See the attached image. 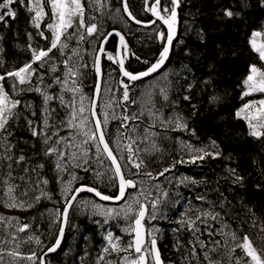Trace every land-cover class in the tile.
Instances as JSON below:
<instances>
[{
	"label": "snow or ice",
	"instance_id": "snow-or-ice-1",
	"mask_svg": "<svg viewBox=\"0 0 264 264\" xmlns=\"http://www.w3.org/2000/svg\"><path fill=\"white\" fill-rule=\"evenodd\" d=\"M120 2L121 7L115 10L117 14H126L129 20L138 25L144 23L129 10L128 0ZM182 3L183 0H144L145 10L155 17L149 24L156 26L155 32L161 49L154 62L144 61L148 64L145 70L134 72L125 65L129 49L124 35L115 29L111 32L105 31L102 22L97 21L96 16L90 13V10L107 8L109 5L105 0H0V23L7 25L6 18L15 20L17 8L22 7L30 14V24L36 29V36L47 42L46 46H34L33 33L26 32L27 41L21 50L29 52L30 59L18 66L9 67H5L4 48L0 45V69H4L3 74H0V185L3 186L0 204L9 209L27 210L41 199L52 200L51 193L46 190L49 180L40 177L44 163L31 164L32 156L26 155L23 148H17L18 141L13 125L21 118V108L30 109L31 117L36 118L24 117L27 130L33 141L41 145L43 157L53 165L56 183L60 185V195L63 198L62 208L49 210L50 225L59 223L54 242L50 245H45L35 231H29L30 224H21L16 217L0 216V223L15 229L14 232L5 230L6 235L0 236V264H46L45 257L56 252L61 246L65 228L70 221V213L77 210L86 211L91 217H101L102 220L93 221L101 227L110 221L124 222L121 231L128 239L124 240L112 231H107L104 235L106 244L96 256L95 264H165L158 247L160 230L155 226L149 228L147 225L162 215L160 205L167 200L169 193L161 189L159 183L149 184V181H158L177 164H195L207 158L218 159L223 156L217 142L211 140L208 145L201 147L181 141L180 151L187 159L184 155L174 158L169 166L155 170V174L150 168L153 161L147 158L160 151L155 140L159 133L152 131L157 126L165 131H184L195 136V129L189 128L188 124L191 117H185L176 111V101L170 100L169 74L161 72L169 61L174 41H177L180 24L178 9ZM245 6L246 0H240L239 11L224 8L223 16L230 20L242 18ZM113 35L119 37L122 49H118L115 55L107 52L105 48ZM197 36L203 44V29L197 32ZM2 39L3 37H0V40ZM72 41H75V47H70ZM85 42L92 45L98 42V47H93L89 53L92 56L91 68L97 77L90 96L85 94L82 88L86 75L84 69L89 67L83 62V50L80 47ZM177 42L183 43L182 40ZM248 43L251 50L257 54V61L248 65L247 75L242 80L240 98L245 101V97H252L254 94H260L262 98L243 102L235 112V117L246 122L249 136L261 140L264 139V24L260 25V30L251 31ZM223 51V48L218 46L214 58H222ZM56 53H59V58ZM190 54L191 50H186V55ZM105 56L108 61L117 65V69L113 71L117 72L120 79L117 81L119 87L115 91L109 82L116 79L111 72L107 73L109 80H105L102 67ZM137 59L139 60V57ZM58 63L63 65L62 75H55L48 84H44L45 74L41 69L56 73ZM209 67L211 69L212 65ZM153 74H159V78ZM147 77H153L154 82L149 84L148 90L141 93L139 98L134 99L130 90L135 88L136 82ZM202 83L207 85L210 80H203ZM53 84L60 85L58 96L48 92ZM191 87L189 84L188 89ZM24 92H36L42 97L39 113L32 104L23 103L21 99L16 98ZM116 92L120 95L117 96ZM64 93H71L68 100H65ZM156 96L162 98L165 104L157 107L154 98ZM54 99H58L60 106L66 110V118L58 123H51L56 109L50 107V102ZM182 99L190 101L191 97L184 95ZM218 99V96L212 95L209 102L216 103ZM133 105H136L138 110H130ZM164 106L172 109V115L164 116ZM191 107V116H195L197 106L192 104ZM115 108L121 110L119 114ZM145 118L149 123L141 130ZM111 120L119 121L114 137L108 132ZM64 129L68 130V134L61 136L60 132ZM35 142L31 144L33 149L36 147ZM252 163L257 165V174L261 181H264V168L259 167L255 158ZM21 164L25 165L19 169L24 175L14 176L13 173ZM77 169L91 172L97 183H81ZM226 171L232 184L244 186L245 178L236 168L227 167ZM30 173L37 179L32 180ZM16 179L25 182L20 196L38 194L32 195L28 200L20 199L16 194L20 185L13 183ZM98 183H105L113 189L112 193L105 194L97 186ZM196 183L193 179L183 177L177 187L179 184L187 186ZM256 187L259 189L261 185L257 184ZM85 192L92 193L99 201L112 202L116 206L84 199L81 194ZM220 195L221 199L215 204L207 202L206 196L197 195L196 199L209 203V207L190 206L177 221L192 237L188 241L190 248L179 241L174 246L177 251L184 249L183 264H191L192 260H195L196 264H264V221H260L255 239L249 233L241 234L232 230L222 213L216 210L217 207L225 210L227 197H224L223 193ZM244 207L247 213L251 214V226L255 228V212L247 205ZM228 211L225 210L224 214H228ZM209 221L218 223L220 227L213 230ZM201 224L205 226L209 237L219 235L222 239L208 242L200 239ZM20 233H25V236H20ZM32 244L37 247H29L26 253L21 251L23 245ZM197 248L200 249L199 253ZM237 249L241 255H236ZM113 254L115 259L110 258Z\"/></svg>",
	"mask_w": 264,
	"mask_h": 264
},
{
	"label": "trees",
	"instance_id": "trees-1",
	"mask_svg": "<svg viewBox=\"0 0 264 264\" xmlns=\"http://www.w3.org/2000/svg\"><path fill=\"white\" fill-rule=\"evenodd\" d=\"M128 2L129 10L144 23L138 25L134 22L129 26L110 24L107 27L124 35L129 49L125 65L130 71L138 72L148 67L144 61L152 63L157 59L161 44L156 36V26L149 24V21L154 19L151 13L145 10L144 0H128ZM239 5L240 0H183L179 9L178 41L182 40L183 43L177 42L174 46L164 72L169 74L171 81L170 100L176 101V111L185 117H191L188 124L189 128L195 129V136L189 132L168 130L170 133L156 142L161 152L149 158L153 161L150 168L155 174V170L169 166L174 158L183 155L180 151L181 141L201 147L208 145L211 140H215L223 156L218 159L207 158L195 164H177L171 172L163 178H159V184L162 185L163 190L168 191L169 195L160 207L162 215L147 226L149 228L155 226L160 230L159 248L163 260L168 264H183L184 249L177 251L174 247L178 241L186 247H191L188 244L192 238L191 233L177 223L181 219V214L190 206L209 207V203L197 200V195H204L207 202L215 204L221 199L220 194L223 193L224 197H227L225 210H229L228 214L225 215V210L219 207L216 210L222 213L224 220L231 225L232 230L241 234L249 233L253 239L259 230L260 221H264V181H261L257 174V165L252 163L255 158L258 160L259 167L264 168V139L257 140L249 136L246 122L235 117V112L243 102L255 99L254 97H245V101H242L240 97L242 80L247 75L248 65L257 61V54L251 50L248 40L251 31L260 30V25L264 24V6H262V0H246L242 18L230 20L223 16L224 8L239 11ZM116 7H121L120 0H112L111 11ZM109 15L107 14L108 17ZM6 19L7 25L0 23V37H3L0 40V45L4 48L5 67L18 66L30 59V53L21 50L27 41L26 32H30L26 11L24 8L18 7L16 19ZM200 29H203L204 33L205 42L203 44L200 43L197 36ZM33 37L35 46L36 37L34 34ZM17 45L21 47H17ZM218 46L224 50L222 58H214ZM116 50L117 42L113 39L107 46V52L115 55ZM186 50H191V54L186 55ZM210 65H212L211 69ZM114 69H117V65L108 61L105 56L103 60L105 80H109L107 76L109 72L116 78L110 81L113 90L119 87L117 81L120 79L117 72L113 71ZM41 71L45 74L44 84H48L53 74L47 69H41ZM210 71L211 75L209 76ZM3 72L4 69H0V74ZM203 80H210V83L205 85L202 83ZM95 83L94 73L90 70L85 81V90L89 95L92 94ZM189 84L192 85L190 90L188 89ZM136 86L138 87V85ZM48 90H51L54 96L56 95V85H52ZM139 91L140 89L136 91L134 88L130 90V95L137 99ZM116 95L119 96L120 93L116 92ZM184 95H189L191 100H183L182 96ZM212 95L219 97L216 103L209 102ZM16 98L21 99L23 103L32 104L39 113L42 97L36 92H24ZM192 104L197 106L195 116H191ZM132 107L138 110L136 105ZM52 108L56 111L53 113L51 123H58L61 119L66 118V110L60 107L59 103L56 106L52 105ZM20 112V120L13 125L15 138L18 141L17 148H23L26 155L32 156L31 164L44 163L45 167L41 171L40 177L49 180L46 190L51 193L52 200L41 199L34 207L13 214L19 221L30 224L31 231H35L45 245H50L54 242V234L58 227L50 225L49 208L52 203H57L63 198L59 191L60 185L56 183L53 165L43 157L40 151L41 145L33 141L27 130L24 117L36 118L31 117L30 109L21 108ZM110 122L113 135L115 121L111 120ZM67 134V129L60 132L61 136ZM24 141L29 143L25 144ZM34 142L36 143L35 149L31 147ZM227 157H231V159H226ZM24 166L21 164L13 175H24L19 170ZM227 167L236 168L239 174L244 176L243 187L232 184L229 173L226 171ZM76 172L81 177V183H97L91 172L86 173L80 169H77ZM30 175L32 180L37 179L34 174L30 173ZM183 177L193 179L197 183L187 186L179 184L177 187ZM65 179H67V174H65ZM13 183L20 185L16 190L17 196H20L25 182L16 179ZM257 184L261 185L259 189L256 187ZM97 186L105 194H111L113 191L105 183H98ZM2 193L3 186L0 185V196ZM37 194L29 193V196H20V199L28 200L32 195ZM87 198L94 200L90 197ZM244 205L251 207L256 214L257 226L255 228L251 226L252 217L247 213ZM8 209L0 204V211L10 214L11 211ZM94 220H102V218L91 217L90 213L86 211L71 212L63 246L56 255L45 259L46 264H95L96 256L106 244L104 235L107 231H112L114 235L121 236L124 240L128 239L121 231L123 221L119 223L110 221L101 227L94 223ZM243 221H248V223H243ZM209 223L213 230L220 227L216 222L209 221ZM199 226L201 228L200 239L206 242L222 239L219 235L209 237L205 226L202 224ZM32 246L37 247L35 244ZM197 252H200L199 248H197ZM236 255H241L239 249L236 250ZM110 258L115 259V254ZM191 264H196V261L192 260Z\"/></svg>",
	"mask_w": 264,
	"mask_h": 264
},
{
	"label": "flooded vegetation",
	"instance_id": "flooded-vegetation-1",
	"mask_svg": "<svg viewBox=\"0 0 264 264\" xmlns=\"http://www.w3.org/2000/svg\"><path fill=\"white\" fill-rule=\"evenodd\" d=\"M105 2L108 3V5H109L107 8H104V9L99 10V11H91L90 10L91 15L96 16L97 21L102 22L103 29L105 31H108V32L113 31V30H111L112 28H108L107 27L110 24H114V25L122 24V25H127V26H129L130 24H134V21L129 20L126 14H124L122 12L120 14H117L116 13L115 10L117 8H120V7H116V8H114L111 11L112 0H105ZM112 13H113V17H114L115 20L108 19L107 14H111L112 15ZM121 16H123V19H121ZM26 18H27V22H28V27L30 28V32H32L34 34V36L36 37V44H39L41 46H46V43L47 42L44 41L43 39H41L39 36H36V29H34L33 27H31V24H30V14L27 13V12H26ZM43 27H44V24L41 25V28H43ZM45 34L46 35H50V33H48V32H45ZM89 39H92V38H89ZM82 45L85 48V47L89 46L90 44L87 43V42H85ZM75 46H76L75 41H72L70 43V47H75ZM95 47H98V42L95 45ZM56 56L59 58V53H56ZM62 67H63V65L58 63V71L56 73H52L53 76H55V75H62V72H63V68ZM143 84H145V83H143ZM53 85L58 86L57 84H53ZM141 86H142V84L141 85H138V87L136 86L135 87L136 91H138L141 88ZM137 88H138V90H137ZM51 95H53V94H51ZM58 103H59L58 99H54L52 102H50V107L52 108V105H55L56 106V104L58 105ZM133 109L134 108L132 107L130 110H133ZM164 111L166 113L172 114V111H170V109H168V108H165ZM152 131H156L157 133H159V135L156 137L157 141L160 138H162L163 136L165 137V135H168L170 133L169 131H165V130L161 129L160 127L159 128H155V129H152ZM177 132H180V131H177ZM159 152H161V151H159ZM185 159H187V156H185ZM59 191H60V188H59ZM84 199L91 200V199H89L87 197L84 198ZM62 205H63V199H60L58 203H52L51 204V207L49 208V210H53V209H56V208H62ZM53 225H56L57 227H59V223H56V224H53ZM158 247H159V242H158ZM161 257H162V254H161ZM162 259H163V257H162ZM165 264H168V263L165 262Z\"/></svg>",
	"mask_w": 264,
	"mask_h": 264
},
{
	"label": "rangeland",
	"instance_id": "rangeland-1",
	"mask_svg": "<svg viewBox=\"0 0 264 264\" xmlns=\"http://www.w3.org/2000/svg\"><path fill=\"white\" fill-rule=\"evenodd\" d=\"M108 19H110V20H115L114 17H113V15H111V14L109 15ZM80 47H81V49L83 50V52H82L83 57H84L83 62H84V63H87V64L89 65V67H88L87 69H84L86 75H88V73L90 72V70H91V71L93 70V69L91 68L92 56H91L89 53L92 52V49H93V47H95V45L90 44L89 46H87V47H85V48H84L83 45H81ZM62 68H63V67H62ZM86 75L84 76L83 81H82V88H83L84 93L87 94V95H89V93L85 90ZM157 78H159V76H158ZM109 82H110V81H109ZM153 82H154V81L151 80V81H149V82H147V83H145V84H142V86H141V88H140V91H139V93L137 94L138 96H136V97L139 98V96H140L141 93L146 92V91L148 90V86H149V84H150V83H153ZM114 91H115V90H114ZM49 94H51V91L49 92ZM59 94H60V85L58 86V94H57V95H59ZM64 96H65V100H68V99L70 98V96H71V93H64ZM89 96H90V95H89ZM252 97H254L255 99H260V98H262L260 94H254ZM252 97H250V98H252ZM154 98L156 99L157 107H160L161 104H165V102L162 100V98H160V97H158V96H156V97H154ZM58 101H59V100H58ZM59 104H60V103H59ZM60 107H61V106H60ZM165 108H167V106H164V107H163V113H164V116H165V117H168V116H170L171 114L166 113V112L164 111ZM168 109H171V108L168 107ZM133 110H135V108H134ZM115 111L117 112V114H119L121 110H120L119 108H115ZM101 118H102V117H101ZM112 121H115V131H114V134H113V137H114V135H115V133H116V128H117V126H118V124H119V121H118V120H112ZM148 123H149V121H148L147 119H145L144 122H143V124H141V130H142L143 127H144L143 125H147ZM110 126H111V122L109 123V126H108V132L112 134V131H111V127H110ZM155 140L157 141L156 137H155ZM141 147H143V145H141ZM157 153H159V152L154 153V155L157 154ZM154 155H152V156H154ZM183 155L186 156L184 153H183ZM152 156H151V157H147V158H148V159H149V158H152ZM105 163H107V162H105ZM160 178H163V177H160ZM145 179H147V178H145ZM156 183H159V182H158V181H149V184H156ZM160 186H162V185H160ZM161 189H162V187H161ZM155 194H156V193H155V190L153 189V195H155ZM161 205H162V204H161ZM161 205H160V207H161ZM108 206H110V205H108ZM8 210H9V211H12V212L25 211V210H21V209H8ZM27 210H28V209H27ZM0 216L11 217L10 215H8L7 213L2 212V211H0ZM19 222H20L21 224L24 223V221H22V222L19 221ZM13 224H15V221H13ZM5 230H6V231H12V232L15 231L14 228L9 227L7 224L0 223V236H2V235H6V231H5ZM29 231H31V229H30ZM19 235H20V236H25V233H20ZM8 247H11V245H8ZM29 247H33V248H35V247L32 246V245H30V246H29V245H23L22 248H21V251L26 253V252L28 251V248H29ZM5 259H8V258L5 257Z\"/></svg>",
	"mask_w": 264,
	"mask_h": 264
},
{
	"label": "water",
	"instance_id": "water-1",
	"mask_svg": "<svg viewBox=\"0 0 264 264\" xmlns=\"http://www.w3.org/2000/svg\"><path fill=\"white\" fill-rule=\"evenodd\" d=\"M178 12H179V9H178ZM151 16H152V14H151ZM152 18L155 19V17H153V16H152ZM157 23L159 24V22H157ZM179 28H180V24H179ZM179 28H178V33H177V41H178V39H179ZM113 39L117 40V50L120 49V50L122 51L121 46H120V43H119V37H117V36H115V35H113L112 37H110V38H109V42L105 45L106 51H107V46H108V44H109V43L111 42V40H113ZM177 41H174V46L177 44ZM171 53H172V52H171ZM170 55H171V54H170ZM104 58H105V57H104ZM104 58H103V60H104ZM169 58H170V57H169ZM103 60H102V67H103ZM166 64H167V63H166ZM165 69H166V65H165V67H164L163 69H161V72H164ZM93 73H94L95 79L97 80V77H96V74H95L94 70H93ZM153 76H154V77H158L159 74H153ZM124 79H125V81L127 82L126 78H124ZM151 80H153V77H147V78H145L143 81H138V82H136L135 85H140V84H143V83L149 82V81H151ZM98 111H99V108H98ZM81 197H90V198H93V199H94L95 201H97L98 203H103V204H106L107 206H108V205H110V206H116V205L113 204L112 202L99 201V198L95 197L92 193H87V192L82 193V194H81ZM70 214H71V213H70ZM67 227H68V226H67ZM67 227L65 228V233H64V237H63V239H62V242H61V246H60V248H58L57 251L54 252V253H49L47 257H52V256L56 255V254L61 250V248H62V246H63V243H64V239H65V235H66ZM47 257H45V259H46Z\"/></svg>",
	"mask_w": 264,
	"mask_h": 264
}]
</instances>
